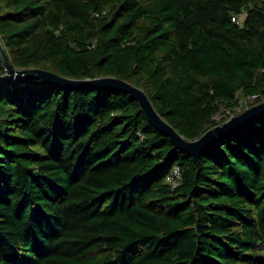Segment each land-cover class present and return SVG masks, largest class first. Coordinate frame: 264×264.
I'll return each mask as SVG.
<instances>
[{"label": "trees", "instance_id": "obj_1", "mask_svg": "<svg viewBox=\"0 0 264 264\" xmlns=\"http://www.w3.org/2000/svg\"><path fill=\"white\" fill-rule=\"evenodd\" d=\"M0 40L142 88L188 140L264 95V0H0ZM0 264H264V115L194 160L124 91L0 80Z\"/></svg>", "mask_w": 264, "mask_h": 264}, {"label": "water", "instance_id": "obj_2", "mask_svg": "<svg viewBox=\"0 0 264 264\" xmlns=\"http://www.w3.org/2000/svg\"><path fill=\"white\" fill-rule=\"evenodd\" d=\"M0 56L6 71V74L2 76L0 80L14 77H37L48 83L70 88L90 86L97 89L120 90L130 94V96L139 103L142 112L146 115L151 125L164 136L168 137L179 151L186 153L194 160H197L207 148L221 139V137L232 133L264 115V101H262L247 107L244 111L236 114L229 120L213 126L205 131L200 137L194 140H188L161 117L142 88L137 87L124 79L114 76L98 77L94 79H71L43 68L16 69L13 67L1 40Z\"/></svg>", "mask_w": 264, "mask_h": 264}, {"label": "built area", "instance_id": "obj_3", "mask_svg": "<svg viewBox=\"0 0 264 264\" xmlns=\"http://www.w3.org/2000/svg\"><path fill=\"white\" fill-rule=\"evenodd\" d=\"M243 14L237 16L236 18L233 17L232 20L233 21H241V19L243 18ZM243 102H254V101H264V95H260L259 93H253V94H249L246 97L243 98ZM222 112L225 111H220L216 116H215V121H220L221 119H225L224 121L229 120L231 117H233V115H230V117L225 118V115H221ZM181 178V170L180 167L178 165H174L170 171V173L168 174L166 180L169 184H171V186H175L176 184H178V182L180 181Z\"/></svg>", "mask_w": 264, "mask_h": 264}, {"label": "rangeland", "instance_id": "obj_4", "mask_svg": "<svg viewBox=\"0 0 264 264\" xmlns=\"http://www.w3.org/2000/svg\"><path fill=\"white\" fill-rule=\"evenodd\" d=\"M239 101L241 103L239 104V106H237L236 108L233 109L234 112L233 111L232 112L225 111V112H222L221 115H225V118H228V117H230V115L235 116L236 114H239L242 111H244L247 108V106H248V102L247 103L243 102L244 100H243V98L241 96H239Z\"/></svg>", "mask_w": 264, "mask_h": 264}]
</instances>
